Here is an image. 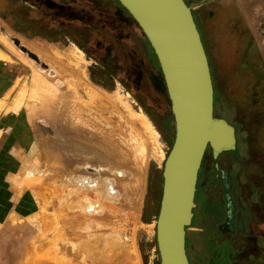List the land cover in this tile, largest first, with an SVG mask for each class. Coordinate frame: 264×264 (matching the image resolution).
<instances>
[{"label":"rangeland","instance_id":"374dc122","mask_svg":"<svg viewBox=\"0 0 264 264\" xmlns=\"http://www.w3.org/2000/svg\"><path fill=\"white\" fill-rule=\"evenodd\" d=\"M26 20L34 30L21 26ZM0 35L9 43L0 42L8 57L2 61L18 74L4 110L22 111L32 127L33 143L22 166L38 203L32 220L0 225V264H160L155 221L175 124L158 61L137 23L117 0H0ZM67 50L81 54L91 85L111 99H125L128 106H111L106 129L109 134L113 128L114 136L110 133L103 142L107 146L102 144L108 151L102 150L97 166L87 163L75 174L66 158L74 151L60 148L67 143L56 135L52 114H40V101L30 94L37 87L35 75H46L44 59L52 51ZM225 83L212 80L214 115L239 124L241 154L225 152L213 160L206 150L193 220L186 229V253L190 264H264V105L253 111L234 105ZM135 114L147 118L159 147ZM135 146L142 151L134 160ZM215 165L225 173L235 205L228 229L223 178ZM88 177L97 178L99 186L83 183Z\"/></svg>","mask_w":264,"mask_h":264},{"label":"water","instance_id":"95a60500","mask_svg":"<svg viewBox=\"0 0 264 264\" xmlns=\"http://www.w3.org/2000/svg\"><path fill=\"white\" fill-rule=\"evenodd\" d=\"M137 23L158 61L171 103L175 138L163 166L160 209L155 221L160 264H190L186 229L195 204L198 173L209 148L213 160L236 149L235 129L214 115L208 59L191 9L184 0H117ZM225 223L235 206L224 172Z\"/></svg>","mask_w":264,"mask_h":264},{"label":"crops","instance_id":"0c3cea01","mask_svg":"<svg viewBox=\"0 0 264 264\" xmlns=\"http://www.w3.org/2000/svg\"><path fill=\"white\" fill-rule=\"evenodd\" d=\"M184 1L191 9L208 62L216 64L210 68L212 80L224 79L226 94L236 98L234 105L259 109L264 105V0ZM17 76L15 68L0 60L1 102H6ZM33 137L22 111L0 112V225L27 221L38 211L23 174Z\"/></svg>","mask_w":264,"mask_h":264},{"label":"bare ground","instance_id":"6f19581e","mask_svg":"<svg viewBox=\"0 0 264 264\" xmlns=\"http://www.w3.org/2000/svg\"><path fill=\"white\" fill-rule=\"evenodd\" d=\"M1 32H3V30H1ZM3 33L6 36L5 32ZM0 42L4 46L5 44L6 45L9 44L7 43L3 35L2 36L0 35ZM39 54L41 56L40 52ZM0 60H8L7 55L3 54L1 50H0ZM43 62H47L48 63L47 65H49L48 70L45 73L46 75L45 76L43 75L44 77H42L41 72H40L41 75L39 74L35 75V78L33 79H36L37 87H35L32 93L30 94H33V96H35V99L37 98L38 101H40V108H39L40 114L41 113L44 114L46 112H49L52 114V117L54 120L53 123H55L54 127H56L58 131L56 135L58 134L59 137L61 136V140L64 138L67 143L65 146L61 145L60 148L62 147L64 150L74 151L75 153L80 154L79 157H74L73 156V154H75L74 152L72 155L69 154L68 152L66 158L69 159L68 161L70 162L68 163L71 165L70 169L74 171V174L77 171L82 173L83 172L82 169L87 167L85 164L90 163L91 165H96V166L98 165L99 160H101L100 157L102 156L101 155V153L103 152L102 150L105 149L102 147V144L105 140L108 139L107 135L111 133V136H112L114 133L113 128L109 130L110 131L109 134L106 129V128L108 129L110 128L108 124L109 122L108 116H109V110L111 106L120 104L121 106L128 107L125 102L126 100L121 99L119 97H117L116 99H111L107 97L105 94H103L98 88H95L93 85H91L84 71L85 65H84L83 57L81 56L79 52L75 50H67L64 53L59 52V51H52L51 54L47 56V58L44 59ZM30 65L28 64L29 67ZM26 94L24 93V95ZM27 99L29 98L27 97ZM5 106L6 105H4V102H0V112L6 108ZM12 107H14L13 108L14 110H17V108L19 109V102L16 103ZM132 115H133V112H132ZM137 116L139 118L135 116L137 118L136 120L140 123V125L143 127L145 132H147L153 145L155 147L157 146L159 147V144H158L159 140L157 142L158 138H156L154 134L155 132L152 131L153 129L151 130L149 123L146 120L147 118L143 117L142 115H137ZM105 143L103 144L104 147L107 146V144L105 146ZM111 143L112 141L110 142V144ZM112 145L116 147L114 142ZM143 147L144 145L142 146V149ZM142 149L139 146H135L134 150L131 151V156L133 157L134 155L133 157L134 160L135 158L137 159L139 155L141 156ZM114 152H117V151H114ZM58 161L61 162L60 160ZM79 162L82 164L81 167H79ZM69 164H66L65 166L69 168L70 167ZM60 169H62V167L58 166V170ZM93 171H95V169ZM136 178L138 177L136 176ZM137 180L139 181V179ZM74 181L75 180H72L73 183ZM93 182H94V186H93ZM83 183L90 184L93 187L99 186L97 178H95L94 180V178L90 179V177H88L87 179H83ZM61 200H62L61 195L58 198L56 197V201L58 204L60 203ZM58 206H60V204ZM55 216L56 218H59V219L62 217V216H59L58 213ZM47 219L51 220V217ZM59 219H57L56 221L57 222L60 221ZM31 220H32V217H31ZM61 220H63V218H61ZM63 221L65 222V224H67L66 220H63ZM121 247L123 248L124 246H121Z\"/></svg>","mask_w":264,"mask_h":264},{"label":"flooded vegetation","instance_id":"af4514ba","mask_svg":"<svg viewBox=\"0 0 264 264\" xmlns=\"http://www.w3.org/2000/svg\"><path fill=\"white\" fill-rule=\"evenodd\" d=\"M28 1H32V0H28ZM29 20L24 21L25 24L21 25L22 27H25V29L27 28L28 30H34L33 29V25L32 24H27ZM21 28V27H20ZM23 30V29H22ZM216 106V96H214V109ZM215 111V110H214ZM221 119H224L227 123H229L231 126H233V128L235 129V136H236V149H235V153L238 154V148H239V143H240V136H239V124H236L237 122H229L227 119L220 117ZM240 155V154H239ZM200 174L198 173V177ZM202 177V176H201ZM198 182V181H197ZM235 206V205H234ZM234 218V217H233Z\"/></svg>","mask_w":264,"mask_h":264},{"label":"trees","instance_id":"16d2710c","mask_svg":"<svg viewBox=\"0 0 264 264\" xmlns=\"http://www.w3.org/2000/svg\"><path fill=\"white\" fill-rule=\"evenodd\" d=\"M221 259H222V260H224V261H226V259H225V258H223L222 256H221Z\"/></svg>","mask_w":264,"mask_h":264}]
</instances>
